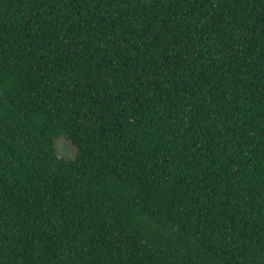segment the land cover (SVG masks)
Segmentation results:
<instances>
[{
	"label": "trees",
	"instance_id": "trees-1",
	"mask_svg": "<svg viewBox=\"0 0 264 264\" xmlns=\"http://www.w3.org/2000/svg\"><path fill=\"white\" fill-rule=\"evenodd\" d=\"M0 264H264V0H0Z\"/></svg>",
	"mask_w": 264,
	"mask_h": 264
},
{
	"label": "rangeland",
	"instance_id": "rangeland-1",
	"mask_svg": "<svg viewBox=\"0 0 264 264\" xmlns=\"http://www.w3.org/2000/svg\"><path fill=\"white\" fill-rule=\"evenodd\" d=\"M58 156L66 158V159H72L75 155V151L72 146L68 142H66L64 139H60L55 144Z\"/></svg>",
	"mask_w": 264,
	"mask_h": 264
}]
</instances>
